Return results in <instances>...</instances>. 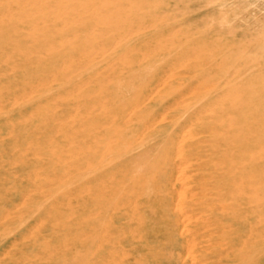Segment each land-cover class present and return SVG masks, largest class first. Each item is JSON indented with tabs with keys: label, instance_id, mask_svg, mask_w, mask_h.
Segmentation results:
<instances>
[{
	"label": "rangeland",
	"instance_id": "rangeland-1",
	"mask_svg": "<svg viewBox=\"0 0 264 264\" xmlns=\"http://www.w3.org/2000/svg\"><path fill=\"white\" fill-rule=\"evenodd\" d=\"M24 3L25 0H0V102L9 106L0 115L6 127L8 113L15 115L17 125L11 129L16 137L15 147L10 145L3 151L4 173L12 174L3 185L7 190L32 185L28 196L19 202V220L13 226L4 220L2 226L4 238L14 232L29 231L19 236L13 249L20 250L14 254L20 262L93 264L95 243L91 231L95 224L104 228L117 226L114 234L110 231L109 235L118 240L115 247L121 248L123 236L118 234L121 225L118 222L111 225V216L97 215L96 193H114L120 201L127 194L122 189L126 178L135 180L134 177L146 180L144 188H136L137 196L146 192L155 179L159 161L168 152L169 145L162 144L163 135L173 129L172 123L178 118L171 111L182 113L189 104L194 108L207 95L236 83L235 89L207 99L211 105L198 119L216 122L215 116L223 115L222 105L240 103L246 115L258 119L259 132L264 135V0H47L42 7H24ZM104 91L110 95L100 103L95 97ZM12 93L16 97L7 103V96ZM177 93L178 107L157 110V101ZM149 95L154 101H145L147 108L138 112L133 126L126 130L129 107ZM101 104L119 114L120 129L125 130L112 149L115 155L122 151L130 157L146 151L139 163L124 164L120 159L122 163L113 171L114 180L94 179L97 164L89 156L98 144L91 138L90 130L82 135L83 125H90L93 112L101 110ZM166 111L167 120L156 121L157 126L147 130L149 126L140 124L144 116L158 113L160 118ZM120 129L116 128V133ZM143 131L150 134L143 135ZM184 134L175 138L176 146L181 141H190ZM208 135L211 134L200 136ZM219 135L225 136L224 131ZM259 148L264 156V144ZM10 163L14 165L9 171ZM190 171L186 189L184 183L180 185L172 203L184 206L186 213L182 219L191 215L194 220L190 226H195L197 216L206 217L207 213L201 204L195 205L196 212H191L189 205L201 203L202 195L195 184L202 181ZM133 185L126 188L132 191ZM17 192L9 194L14 196ZM146 194V199L155 202L166 193L153 189ZM120 207L123 208L122 202ZM210 228L215 233L214 239L208 241L206 232L202 238L201 229L197 246L193 247L199 259L186 258L188 253L181 264H220L217 247L222 244L219 239L222 227L217 223ZM10 247L3 251V257L8 256ZM240 248L228 249L224 257L232 258L233 264H256L264 256V248L259 246L242 259ZM135 256L137 259L138 253ZM129 258L128 252L116 249L111 264H126Z\"/></svg>",
	"mask_w": 264,
	"mask_h": 264
},
{
	"label": "bare ground",
	"instance_id": "bare-ground-1",
	"mask_svg": "<svg viewBox=\"0 0 264 264\" xmlns=\"http://www.w3.org/2000/svg\"><path fill=\"white\" fill-rule=\"evenodd\" d=\"M25 1L26 3L23 4L24 7L30 5H39L42 7L47 4V0ZM99 5H102V3H100ZM34 28L36 27L34 26ZM121 42L123 43V40ZM112 50L114 49L112 48ZM237 59L235 61H237ZM230 64L231 66H229V69H232V62H230ZM228 80H230V82L232 81L231 79ZM235 84L236 83H231V87L223 88L222 91L218 89L214 93L209 95L205 93L207 97L203 98L200 103H196L195 105L197 106H195L194 108L189 107V104V106L183 107L182 113L180 110L171 111L173 113L176 112L174 115H177L178 118H176L172 123L173 129L164 133L162 144L167 143V145H169L167 151L172 152L173 154L166 152L162 156L161 161H159L155 179L153 181L151 180V185L149 187L145 186L146 192L140 194V196H137L138 194L136 193L139 191V189L136 188L143 187L146 180L141 177L137 179L136 177H134L135 180H133L132 178H126L125 186H123L122 189H126L127 194L126 197H122L120 201H118V198L115 197L116 195L114 193L107 192V194L105 195L96 193L94 205L97 215L105 214L107 216H111V220L109 221L111 225L112 223L118 222L121 225L119 227L120 232H118V234L120 236H123V238L121 248H116L115 242L118 240H116L113 235H109V233L110 231H112L114 234L115 229H118L117 226L112 227L110 225H107L106 228H104L102 225L95 224L91 231V236L94 238L95 243V249L92 258L93 264H111L116 249L125 252V254L128 252L130 258L128 260V263L126 262V264H136V262L137 264H181V262L185 259V254L188 255V253H190V255L186 258H192L194 261H196L199 259V257L196 256V241L198 238H200L199 236L201 233V229L203 230L201 237L203 236V232H206V238L208 239V241H212L214 239L213 237L215 233L212 231L210 226L217 223H220V226L222 227V230L220 232L222 238H220L219 236V239H222V244L221 242H219L218 244H221V246L217 247L218 250L216 249L219 252L220 264H227V261L233 264L232 258L229 259L224 257L226 255L225 253L230 248L232 249L238 246L241 247L239 254H241V257H243L242 259H246L253 248L259 246H262V248H264V156L263 153H261V148H259L261 144H264V135L260 134L259 132L258 119L256 117L253 118L252 116L246 115V112L241 109L242 105H239L240 103L235 105L228 104L224 107L222 105L220 114L223 115L215 116V119H217L216 122H201L198 119L202 118L198 117L199 115H201V112L207 113L206 109L211 105L207 104V99L211 100L218 95H223V93L225 94L229 89H235ZM160 89L162 88L160 87ZM212 89H210V91H212ZM108 95H110L109 91H104L102 92V94L97 95L95 99L99 100V102L102 103V100L108 97ZM179 95L180 94L177 93V95H170L166 98H162V100L157 101V110L159 108L164 109L167 107H178L179 101H175V99L179 97ZM1 96L2 95H0V98ZM14 97L16 96L13 93L8 95L6 102L9 103V100H12V98ZM145 101L153 102L154 98L151 95L143 97V101L141 103L129 107L127 111V120L129 122L124 124H128L126 130L130 129L133 126L134 122L136 121L138 112L142 110L144 112L147 108V104H145ZM185 104L186 102L184 103V105ZM7 107L9 106L4 107L3 101H1L0 114L2 110ZM97 108L99 109V106ZM97 108L95 107V109ZM110 108H105V106L101 104V110H96L93 112L91 120L89 122L90 125H88L89 127L87 125H83L82 135L86 133V130L87 132L90 130L91 138L98 144L96 148L91 152V156H89V159L96 161L97 164L94 170L95 180L101 179L103 177L112 178V180H114L115 177L113 176V171L118 167L119 164H121L122 162H125L124 164L139 163L140 161L138 162V159L141 158V156L144 157L146 153V151L141 150L140 152L129 157V155H126V152L125 154H122L121 151L119 155H115L112 149L114 148V146H116L117 143L120 142L119 140L123 138L125 130L120 129L121 117L119 116V114L114 110H111ZM262 109L264 110V107H262ZM153 114L154 113H151L150 116H144V118H141L142 123L140 124L143 127L149 126L147 130H149L153 126H157L156 121H161V123L166 121L167 115L169 113L166 111L164 115H160V118L158 116V113H155L154 115ZM8 116V126L6 127V124L3 122V118L0 115V264H35L34 261L30 260H22L20 262L19 257L14 255L15 253L17 254L20 250L16 249L15 251H13V249L18 245L19 236L23 237L29 231L14 232L4 238V230L2 227L3 221L5 220V224L7 222L9 224L8 226H13L15 222L19 220V212L17 210L19 202L20 200L25 199V197L28 196L29 192L32 190L31 184L18 187L20 190L18 188H11L10 190H7L3 185V181L9 180L12 176L10 172H7L6 174L4 173L2 160L3 151L7 147H10V145L14 148L16 144V137L13 134L14 130H11L14 128V126H17L15 124L16 116H13L12 114L10 115V113H8ZM116 128L120 129L119 133H116ZM187 128L188 130L185 132L184 130ZM222 131H224L225 136L219 135ZM145 132L150 134L148 131H143L142 134L147 135ZM181 133L182 135L184 133H187V135L184 134L186 135L184 138L190 141H181L183 142V144L181 145L179 144L181 142H179L176 146L175 138ZM201 134L211 135L202 137L200 136ZM104 139L108 141H106V143H102V140ZM4 141H6L7 144H4ZM102 144L104 145V147H102ZM104 148L105 152H103ZM125 149L127 148L125 147ZM108 151L110 152L106 154ZM128 152L130 151H127V153ZM120 159L122 161L121 163H119ZM83 162L85 163V161ZM11 163L7 165L9 171L14 165V163ZM134 170L135 169H133V171ZM188 170H192L193 173H196L194 175L198 176V179L202 181L198 184H195L196 191L198 189L202 195L201 203L193 202L191 205H189L192 210L191 212L192 214L193 212H196L195 205L198 204L199 206V204H201L203 206L202 208L205 209L207 213L206 217H199L200 215H195L197 216V218L195 219L196 221L194 222L195 226H190L191 223L193 224L192 220H194V218L190 217V214L189 217H183L185 219H182V216L186 213L184 206L180 204V206L178 204L173 205L172 203L176 189L179 188L180 185L182 187L183 183V188H185V183L189 181L188 179H191L188 177V175L190 174L187 175ZM83 171L85 170L83 169ZM131 183H134V189L132 191H129V189L126 188V185H131ZM190 184H192L191 186H194L193 182H191ZM153 189H156V191L158 190V192H161L162 194L163 192L166 194L162 195V199L159 201L154 202L152 199H146L144 195L147 192H151ZM12 191H18L19 194L17 192L16 194H14V196L12 194L10 195L9 193ZM99 194L100 197L98 196ZM182 197L185 198V196ZM121 202L123 205L122 209L120 207ZM134 211L137 213H133ZM188 211L190 212V210ZM252 214L253 216H251ZM27 215L29 216V214ZM107 230L109 231L107 232ZM81 233L83 232L81 231ZM80 236H83V234H80ZM259 236L262 239H259ZM211 243L209 244V246L211 245ZM193 244L195 245L193 246ZM27 246L28 245H25L24 247ZM9 247L11 248L8 253L9 259H6L8 256L3 257V251H8ZM27 249H29V247ZM211 251L215 252L213 249ZM136 253H138L139 255L137 257L138 261H136ZM104 256H106V258H104ZM249 258H251V256ZM253 258L254 257H252V260ZM256 264H264V256L261 257L259 259V262H257Z\"/></svg>",
	"mask_w": 264,
	"mask_h": 264
}]
</instances>
